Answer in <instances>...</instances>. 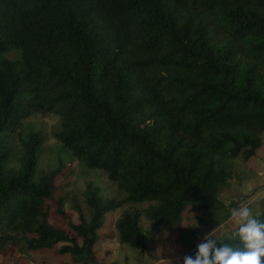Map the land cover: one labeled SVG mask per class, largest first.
<instances>
[{"label":"trees","instance_id":"1","mask_svg":"<svg viewBox=\"0 0 264 264\" xmlns=\"http://www.w3.org/2000/svg\"><path fill=\"white\" fill-rule=\"evenodd\" d=\"M35 114L55 115L53 138L118 197L87 184L75 221L64 162L39 168ZM263 136L264 0H0V264H28L20 242L41 264L92 263L105 213L144 202L116 220L119 243L147 254L142 213L194 256L182 212L216 208ZM230 234L209 238L241 248Z\"/></svg>","mask_w":264,"mask_h":264},{"label":"rangeland","instance_id":"2","mask_svg":"<svg viewBox=\"0 0 264 264\" xmlns=\"http://www.w3.org/2000/svg\"><path fill=\"white\" fill-rule=\"evenodd\" d=\"M35 128L44 132L45 141L39 153V168L42 170L55 168L59 161H63L66 168L64 174L59 175L56 183L59 185V194L64 197V209L76 221L78 209L87 213L86 204L87 184L97 187L106 198L116 197L117 190L114 184L107 180L98 170L86 169L75 160L70 159L58 141L52 136V131L58 125V118L53 114H35L29 118ZM264 138V136H263ZM118 197V196H117ZM220 204L216 208L205 211L188 206L181 215V226L195 225L198 227L194 240L196 246L208 234L209 237L228 236L237 226L230 218L231 212L238 206L248 205L253 214L264 207V144L256 152V156L248 162L236 160L232 177L228 185L219 195ZM147 203H127L123 207L105 213L101 228L97 231L100 239L96 242L94 262L89 264H176L183 259V252L175 241V232H168L155 226L144 214L140 215V226L147 236L148 252L141 255L138 250L119 243L115 222L121 213L132 209L142 211ZM50 220L62 222V216L55 210V203L51 202ZM204 221H202V220ZM18 245L17 256L28 264H41L42 257L24 249L22 242ZM51 264L65 262L75 263L71 258L64 256L51 259ZM7 264H13L11 260Z\"/></svg>","mask_w":264,"mask_h":264},{"label":"clouds","instance_id":"3","mask_svg":"<svg viewBox=\"0 0 264 264\" xmlns=\"http://www.w3.org/2000/svg\"><path fill=\"white\" fill-rule=\"evenodd\" d=\"M253 214L248 205L238 206L230 218L237 228L228 239L239 240L242 247L219 244L208 234L196 245L194 256H185L183 264H264V220Z\"/></svg>","mask_w":264,"mask_h":264}]
</instances>
